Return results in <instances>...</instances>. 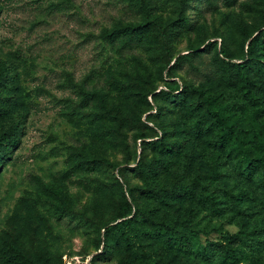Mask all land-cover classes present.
<instances>
[{
    "label": "rangeland",
    "instance_id": "1",
    "mask_svg": "<svg viewBox=\"0 0 264 264\" xmlns=\"http://www.w3.org/2000/svg\"><path fill=\"white\" fill-rule=\"evenodd\" d=\"M233 1L0 0V264H23L12 246L36 264H264L263 146L224 141L187 88L264 129V0ZM145 21L138 44L112 40ZM205 46L244 67L179 69Z\"/></svg>",
    "mask_w": 264,
    "mask_h": 264
},
{
    "label": "trees",
    "instance_id": "2",
    "mask_svg": "<svg viewBox=\"0 0 264 264\" xmlns=\"http://www.w3.org/2000/svg\"><path fill=\"white\" fill-rule=\"evenodd\" d=\"M219 0H199V2H204L206 5V8L210 9L212 8H218ZM231 2H234L233 0H229V4H232ZM189 17L186 14H183L182 17L179 18V22L176 23V28L179 30L181 28H184L185 26L189 25ZM153 27V23L150 21L140 22L137 24H127L124 27L118 28L111 32L110 36L113 41H116L119 39V37H122L124 39V48L129 49L132 46L138 44L143 40V38L150 32L151 28ZM260 40L258 43L264 44V28L260 29ZM225 45L221 47L220 53L223 56V59L226 60L227 58H230V54L225 49ZM255 48V43L253 40L249 43V49L252 51ZM203 49V48H202ZM215 48L211 47H204L203 50L197 51L194 50V53L191 58L192 63H187L186 59L183 57L178 58V65L179 69L183 70L184 68H188L195 76L196 78L201 81L205 82L207 80H213L219 77H223L226 74L229 73H239L240 70L244 67V65H241V63H235L234 66H236V69H230V66L232 64H227L230 62H225L223 60V63H226L224 65L222 62L219 63L218 59L215 57L216 52ZM197 51V52H195ZM193 90V92L197 95L200 102L207 108V111L209 114L214 118L215 122L220 127L221 136L223 137V140L227 143H233L236 144L237 147H241L242 140L245 136H251V140L255 142L258 145H262L264 149V143L262 142L261 136L262 131L264 129H256L254 127H243L239 123H230L227 119H225L217 110L214 108V100L210 96H205L204 92L198 88L190 87ZM184 97V93L181 94H175L174 92L172 94H167L166 98L170 101H173L175 98L182 99ZM201 126V125H200ZM18 132L17 127H13L8 133L5 134V139L9 140V146H14L12 136ZM11 142V143H10ZM255 159L260 162L264 166V152L257 153L255 156ZM250 163V162H249ZM123 175H126L127 173L125 171H122ZM208 194V193H207ZM196 196V195H195ZM209 199L212 204H215L217 201L214 197V195H208ZM207 197V196H206ZM208 198V197H207ZM127 207L126 210L119 215V219L121 220L120 223H130L128 216L131 215L132 210L129 203H126ZM106 231H108L111 226L106 225L105 226ZM224 250H227L226 247H224ZM10 251L15 254L17 257H19L23 264H36L33 261L27 259L23 254L18 252L13 246L11 247Z\"/></svg>",
    "mask_w": 264,
    "mask_h": 264
}]
</instances>
